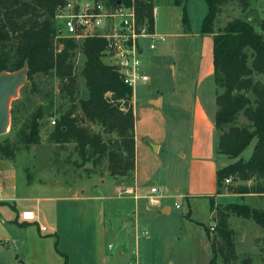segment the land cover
Returning <instances> with one entry per match:
<instances>
[{
    "label": "crops",
    "instance_id": "crops-1",
    "mask_svg": "<svg viewBox=\"0 0 264 264\" xmlns=\"http://www.w3.org/2000/svg\"><path fill=\"white\" fill-rule=\"evenodd\" d=\"M189 3L190 0L187 9ZM189 21V30L182 22V27L179 25L172 34L175 40L170 48L176 51L172 72L159 65V76L154 75L156 85L142 98L145 116L151 117L150 113L157 110L164 116L168 151L164 149V138L154 141L150 133L145 136L148 144L140 145L137 123L132 184H117L111 179L103 180L100 186H89H113L120 192L135 189L138 196H143L149 190L140 179L143 159L150 163V159L155 161L163 153L168 159L153 166L151 188L165 186L174 196L161 207H152L145 197L120 195L121 200H133L136 210L123 230L117 231L121 244L115 248L108 244L114 234L109 230L106 194L89 192L79 185L40 181L34 187L30 183L22 185L23 194L18 195L16 176L8 179V170L0 168V248L6 255L4 264H65L58 250L67 255L68 264H127L132 259H137L138 264H212L214 208L226 198L218 193L217 174L237 159L218 153L213 35L201 33L202 23L195 27L190 18ZM144 66L151 82L150 68L148 64ZM136 101L135 116L142 100L138 101L137 96ZM251 145L253 149H246L240 159L251 158L256 141ZM5 160L0 156V165ZM164 174L170 179L168 186L163 182ZM176 203L182 205L181 210L175 209ZM25 211H35L38 221H23L20 215ZM231 221L232 216L229 224ZM215 263L223 264L217 258Z\"/></svg>",
    "mask_w": 264,
    "mask_h": 264
},
{
    "label": "trees",
    "instance_id": "trees-1",
    "mask_svg": "<svg viewBox=\"0 0 264 264\" xmlns=\"http://www.w3.org/2000/svg\"><path fill=\"white\" fill-rule=\"evenodd\" d=\"M117 3L120 0H109ZM174 6L183 9L182 22L190 29L187 7L189 0H173ZM208 13L201 33L213 35L214 81L217 88V111L215 124L218 131V153L237 159L217 174L218 193L226 179L235 182L264 181V83L254 76H264V21L258 32L254 24L245 19L229 23L224 31L215 32L217 14L226 5L238 3L250 7L251 0H205ZM66 0H0V74L15 73L28 66V83L37 75L54 72L64 83L62 91L70 102L76 101L77 77L72 60L76 45L71 40L63 41L64 48L56 53L54 20L57 8ZM140 24L149 31L155 29V0H135ZM105 43L101 39H90L84 44L85 64L82 76L86 82L87 96L79 100L80 107L73 104L55 121L50 135L57 145L75 144L78 154L85 159L94 156V163L108 158V171L113 179L134 181L136 172V116L129 100L132 90L126 85L114 67L107 65L101 56ZM252 94L254 100L249 96ZM125 107V108H124ZM81 115L77 114V110ZM243 117L245 124L237 125ZM36 115L30 123L27 137L29 145L40 141L39 121ZM92 126H99L103 132H95ZM108 136V138L105 137ZM251 158L240 159L241 154L254 142ZM17 147L10 142L0 143V156L14 160ZM127 181H125L127 183ZM236 192L264 194V186L241 185ZM216 211V208H214ZM217 227L212 238L215 258L222 256L223 264H233L235 246L230 228L231 216L255 222L264 230V210L248 205L227 206L217 211ZM209 231V230H208ZM210 233V231H209ZM58 252L65 258L67 255ZM241 264H253L251 258Z\"/></svg>",
    "mask_w": 264,
    "mask_h": 264
},
{
    "label": "rangeland",
    "instance_id": "rangeland-1",
    "mask_svg": "<svg viewBox=\"0 0 264 264\" xmlns=\"http://www.w3.org/2000/svg\"><path fill=\"white\" fill-rule=\"evenodd\" d=\"M207 4L205 0H190L187 14L193 22L195 27L201 26L203 18L206 16ZM155 9L157 10L155 24L157 32L166 36V42L158 43L156 50H149L146 46L142 55V61L148 64L150 73L152 74V81L143 84L140 83L137 87L138 101L140 107L136 118V133L137 123L140 136V145H147L145 136L150 133L152 140L158 141L164 138V149L168 151L169 139L167 138L168 129L163 122L164 116L161 111H155V114L150 113V116H145V110H142L143 99L149 89H152L156 85L157 78L160 72V66L162 65L166 71L172 72V67L175 66L176 51L170 48V44L174 42V34L178 30V26L182 27L183 9L174 6L173 0H155ZM257 10L261 15V21H264V0H251L250 7L244 8L240 4L234 2L224 6L217 14L215 22V32L224 31L227 25L236 19H245L246 13L251 10ZM154 12V11H153ZM155 18V17H154ZM259 23V24H260ZM259 24L255 25L258 32H262ZM55 26V21H54ZM146 45V41H143ZM79 53L75 52V56L72 60L74 65V73L77 77V94L76 101L70 102L69 97L62 91L64 83L61 79L57 78L54 72L48 75H37L33 84H25L19 91L17 97L12 100L11 103V123L7 134L0 137V143H6L7 141L17 147V155L14 160H5L0 168L8 170L6 177L12 178L16 176L14 180L18 185V195H22V185L27 183L33 184L40 181L45 183L59 182L64 185H73L87 188L89 192H102L109 197L108 199V218L110 222L109 230L114 234V238L109 239L108 244H112L115 248H118L121 241L117 239V231L119 228L123 230V227L127 225L125 222L131 220V214L135 212V202L133 200H121L120 195H127L128 189L123 191H116L113 186H105L99 188H92L96 183L101 185L103 180L111 181L112 176L108 171V158L107 156L99 163H94L95 158L89 154L85 159H82L75 144L57 145L55 144L50 135L53 131L54 125L52 122L56 120L62 113L72 107L73 104H77L80 107L79 100L87 96L86 82L82 76V70L85 64V57L82 56L80 60ZM78 60V64H76ZM255 80L264 83L263 75L254 76ZM252 100L254 97L249 95ZM73 103V104H72ZM133 107V105H132ZM125 108V107H124ZM77 114L81 115V111L78 109ZM41 115L42 120L39 121V133L40 141L38 144L29 145L27 143V137L30 133V123L34 116ZM237 125L243 126L246 122L243 117L237 120ZM95 132H103L99 126H92ZM144 137V139L141 138ZM108 138L107 135H105ZM149 142V141H148ZM144 146V147H145ZM254 145H250L248 149H253ZM246 153V152H245ZM167 156L160 154L156 160H151L150 163L146 162V159L141 155L140 160H145L140 170V179L145 184L146 188L150 189L152 186L151 180L154 175L156 165L165 163ZM28 171V172H27ZM158 175V173L156 174ZM166 174L163 175V182L166 186L170 183V179ZM117 184L126 183L127 179L117 178L115 179ZM153 181V180H152ZM133 181L128 180L127 183L130 186ZM126 183V184H127ZM264 186V181H258ZM257 180L242 183L231 181L230 184H225L220 188L219 194L225 195V200H220V205L216 207L215 216L217 217V211H224L227 206L231 205H248L251 208L264 210V194H248L246 196L239 195L236 189L241 185H248L249 187H256ZM53 187H51L52 189ZM54 189V188H53ZM59 191L60 189H55ZM165 202V201H164ZM161 207V206H160ZM140 212V211H139ZM217 223L214 225L216 229ZM230 228L233 231V239L235 246V260L233 264H241L245 259L251 258L253 264H264V230L258 226L255 222L247 220L241 217L232 216L230 222ZM214 236L216 231L212 230ZM218 260L223 263L222 256L219 255ZM6 261V255L2 248H0V264H4Z\"/></svg>",
    "mask_w": 264,
    "mask_h": 264
},
{
    "label": "built area",
    "instance_id": "built-area-1",
    "mask_svg": "<svg viewBox=\"0 0 264 264\" xmlns=\"http://www.w3.org/2000/svg\"><path fill=\"white\" fill-rule=\"evenodd\" d=\"M158 9H154L156 19ZM55 47L56 53L64 48L63 41L71 40L76 45L78 60L85 57L83 48L87 40L101 39L105 43L101 52L103 61L119 74L123 82L132 90L130 105H136L137 87L140 83L150 82L142 55L144 47L156 50L158 43L166 42V36L149 31L147 25H142L138 19L135 0H120L111 3L109 0H66L57 8L55 15ZM143 41H146L144 45ZM76 62L78 64L79 62ZM55 125V121L52 122ZM232 179H226L230 184ZM1 188V177H0ZM138 197H145L150 206L160 207L164 201L174 195L165 186H155L143 196H138L135 189L128 191ZM176 210L182 205L175 204ZM23 221L35 222L38 217L35 211H25L20 215ZM46 231V227H42ZM211 230H215L214 227ZM111 247V246H110ZM127 264H138L137 259Z\"/></svg>",
    "mask_w": 264,
    "mask_h": 264
},
{
    "label": "water",
    "instance_id": "water-1",
    "mask_svg": "<svg viewBox=\"0 0 264 264\" xmlns=\"http://www.w3.org/2000/svg\"><path fill=\"white\" fill-rule=\"evenodd\" d=\"M245 20L251 24H259L260 13L249 10L245 15ZM28 66L15 73L0 74V137L7 134L11 123V103L17 97L20 89L28 83Z\"/></svg>",
    "mask_w": 264,
    "mask_h": 264
}]
</instances>
